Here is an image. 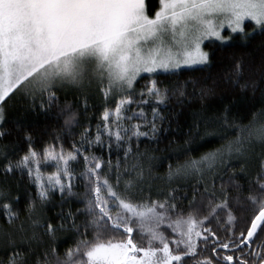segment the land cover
Returning a JSON list of instances; mask_svg holds the SVG:
<instances>
[{"label": "snow or ice", "instance_id": "obj_1", "mask_svg": "<svg viewBox=\"0 0 264 264\" xmlns=\"http://www.w3.org/2000/svg\"><path fill=\"white\" fill-rule=\"evenodd\" d=\"M249 26L252 32L247 31ZM257 30L264 35V0H158L153 14L147 0H0V139L10 134L3 127L5 105L16 95L32 111L50 114L59 106L58 93L95 86L106 105L96 135L86 128L80 146L74 144L72 151L65 152L62 145L57 151L51 144L38 153L26 137L25 155L15 162L4 156L0 172L26 171L34 178L41 201L53 191L62 199L74 194L70 163L82 157L85 171L80 179L90 193L82 224L69 212L61 216L59 229L33 219L31 234L23 224L12 234L5 233L11 253L7 264H264V157L255 181L247 180L251 152L256 144L264 148V119L237 125L228 120L225 108L222 126L233 130L234 139L175 172L170 166V179L199 177L190 186L191 198L188 191L180 195L181 189L170 187L153 199L151 189L145 188L139 152L141 138L157 139L165 120L160 106L169 100V89L152 77L208 66L212 53L206 47L228 44L233 36L248 40ZM246 70L259 71L264 79V57L258 67L247 69L237 61L226 82L242 92L254 90V80L241 82ZM141 78L149 83L137 90ZM213 93V88H200L201 101ZM173 94L182 98L185 91L179 87ZM133 106L138 111H132ZM61 113L66 126L76 122L70 105L65 104ZM93 147L107 151L109 159L86 154ZM50 161L56 171L45 181L41 164ZM113 170L115 184L108 178ZM241 179L247 188L238 183ZM0 208L14 224L18 214L4 189ZM34 211L35 204L30 203L29 212ZM39 229L51 246L38 253ZM64 230L73 231L78 239L61 255L56 234ZM218 249L230 254L221 258Z\"/></svg>", "mask_w": 264, "mask_h": 264}, {"label": "trees", "instance_id": "obj_2", "mask_svg": "<svg viewBox=\"0 0 264 264\" xmlns=\"http://www.w3.org/2000/svg\"><path fill=\"white\" fill-rule=\"evenodd\" d=\"M147 3L150 14H153L158 8V0H147ZM251 30L252 26H249L247 31ZM205 49L212 53L210 65L181 69L174 74L159 73L152 77L158 80L161 88L169 89V100L165 105L160 106L161 115L165 117L161 125L162 130L158 133L156 140L141 138L142 142L139 144L140 158L144 163L147 180L145 188L151 189L153 199H157L161 192L166 193L170 187L181 189L180 195L188 191L189 198H191L190 186L195 185L199 177L173 175L170 179V166L172 172H175L187 161L198 160L206 153L221 148L228 140L234 139L231 134L233 130L222 126L225 108L229 109L228 120L234 121L237 125H248L254 121V118L264 119L260 117V113L264 111V79L259 71L250 74L246 70L241 81L243 83L254 80V90L248 88L242 92L226 82L227 76L237 61L242 62L246 69L253 64L259 66L261 57H264V35L257 31L248 40L235 36L229 44L214 43ZM148 83L149 79L141 78L135 87L140 90ZM179 87H183L185 91V96L182 98L178 94H173ZM202 87L214 89V93L203 101L200 99V88ZM58 95L60 97L59 106L54 108L50 114L32 111L23 101L9 107L3 127L10 134L0 139V147L7 152V157L13 162L28 152L29 145L26 137H30L33 148L40 153L43 148L51 144H56L57 151L60 150L61 145L65 152L72 151L74 144L77 147L80 146L86 128L90 129L92 137L96 135L97 125L102 124L101 116L106 106L104 97L97 91L80 92L76 90L61 92ZM85 99L87 108H85ZM65 104L70 105L71 110L76 113V122L71 126L65 125L66 117L61 113V108ZM132 111H138V109L133 106ZM145 111L151 118L150 108L146 106ZM128 114L131 115V113ZM139 122L132 121L131 123ZM207 133H214V135H207ZM86 154L100 156L105 161L109 159L107 151H101L95 147ZM262 157H264V148L256 144L250 154L248 181H255ZM116 159V154L113 153L111 156L113 165ZM5 162V159H2L0 167ZM131 162L129 160V164ZM123 167L124 165L121 171ZM70 168L75 176L72 189L74 194L71 196L64 194L62 199L59 191H53L50 192L47 201L39 199L34 178L30 179L26 171L23 173L16 171L9 175L0 172L1 189L7 192V202L18 214V219L14 224H9L4 210L0 208V260L5 264H7V257L11 254L5 233H14L21 224L31 234L33 219L39 220L41 224L50 222L58 229L61 216H66L69 212L77 217V223L82 224L87 219L85 209L90 193L85 187L86 181L80 179L81 173L85 171L83 158L80 157L78 161L71 162ZM55 171L54 164L41 167L42 173L51 174ZM239 171L240 169L236 168V172L239 173ZM215 174V172L211 173V175ZM108 178L111 183L115 184L114 170L108 173ZM207 178L210 179V176ZM125 179L127 177L121 180V189ZM227 179V176H224V180ZM238 183L244 185L245 188L248 187L243 179L238 180ZM217 186H219V180H217ZM30 203L35 204L33 213L29 212ZM38 231L42 235L44 230L39 229ZM219 235L221 239L225 238L223 231H220ZM77 239L73 231H57L55 247L63 255L67 249L75 246ZM50 246L49 238L42 235V242L36 245L37 252H42Z\"/></svg>", "mask_w": 264, "mask_h": 264}, {"label": "rangeland", "instance_id": "obj_3", "mask_svg": "<svg viewBox=\"0 0 264 264\" xmlns=\"http://www.w3.org/2000/svg\"><path fill=\"white\" fill-rule=\"evenodd\" d=\"M257 31H259V30H257ZM250 32H252V30L250 31ZM225 35L227 36L228 35V33L227 32H225ZM235 36H233V38H234ZM233 38H232V40H233ZM231 40V41H232ZM230 41V42H231ZM229 42V43H230ZM218 43V42H217ZM228 43V44H229ZM205 51H206V49H204ZM198 67H201V66H198ZM181 69H190V68H181ZM181 69H179V70H181ZM178 71V70H177ZM161 73H163V72H161ZM143 76H145V75H149V74H142ZM139 80V79H138ZM136 86V85H135ZM94 91H97L96 90V88H95V86H93L91 89H84L83 91H80V92H94ZM98 92V91H97ZM118 98V97H117ZM20 101H22V99H21V97L19 96V95H16V96H14V97H12L11 99H9V100H7V102H6V105H5V119H6V117H7V113H8V109H9V107H13L14 105H18L19 104V102ZM0 150L2 151V152H0V161L2 160V159H4V156L5 155H7V152L2 148V147H0ZM48 164H54V162H49ZM42 165H45V164H41V167H42ZM43 174V176H44V178H45V181H46V178H47V176L48 175H50L49 173H42ZM0 189H1V186H0Z\"/></svg>", "mask_w": 264, "mask_h": 264}, {"label": "flooded vegetation", "instance_id": "obj_4", "mask_svg": "<svg viewBox=\"0 0 264 264\" xmlns=\"http://www.w3.org/2000/svg\"><path fill=\"white\" fill-rule=\"evenodd\" d=\"M218 252H219L221 258L223 257V255L230 254V253H228L227 250H224V249H218Z\"/></svg>", "mask_w": 264, "mask_h": 264}]
</instances>
